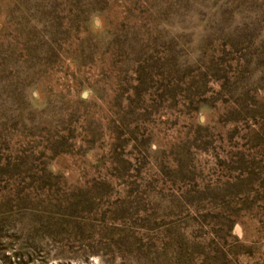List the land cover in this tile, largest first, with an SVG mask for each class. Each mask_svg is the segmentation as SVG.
<instances>
[{"label":"rangeland","instance_id":"1","mask_svg":"<svg viewBox=\"0 0 264 264\" xmlns=\"http://www.w3.org/2000/svg\"><path fill=\"white\" fill-rule=\"evenodd\" d=\"M0 264H264V0H0Z\"/></svg>","mask_w":264,"mask_h":264}]
</instances>
